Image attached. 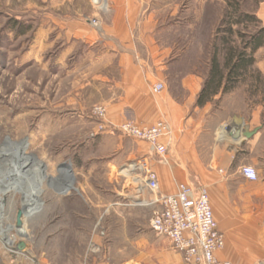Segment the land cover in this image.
I'll use <instances>...</instances> for the list:
<instances>
[{
	"label": "rangeland",
	"instance_id": "1",
	"mask_svg": "<svg viewBox=\"0 0 264 264\" xmlns=\"http://www.w3.org/2000/svg\"><path fill=\"white\" fill-rule=\"evenodd\" d=\"M156 1L164 15L176 7L202 23L226 9L224 0ZM233 1L256 16L264 3ZM91 8L90 0H0V264H111L141 218L161 210L141 207L159 196L144 177L130 181L145 173L136 162L110 165L106 115L92 113L101 90L87 73L85 42L69 34Z\"/></svg>",
	"mask_w": 264,
	"mask_h": 264
},
{
	"label": "crops",
	"instance_id": "2",
	"mask_svg": "<svg viewBox=\"0 0 264 264\" xmlns=\"http://www.w3.org/2000/svg\"><path fill=\"white\" fill-rule=\"evenodd\" d=\"M90 2L89 17L73 18L69 34L85 42L87 73L94 89L101 90V99L93 103L105 108V134L115 142L108 152H116L110 165H144L158 177L159 197L174 194L179 184L205 188L224 237L216 257L232 264H264V85L256 90L250 73L235 89L196 103L220 18L208 23L203 18L205 27L199 16L179 17L176 7L164 15L156 0ZM257 18L264 27V3ZM255 59L252 69L264 84V48ZM157 84L163 90L154 94ZM126 120L143 126L168 122L172 135L166 155L161 158L149 144L122 136L117 127ZM244 166L256 170L257 181L241 175ZM137 176L145 173L130 181ZM150 219L141 218L133 227L134 237L119 244L111 264H185L170 240L150 229Z\"/></svg>",
	"mask_w": 264,
	"mask_h": 264
},
{
	"label": "built area",
	"instance_id": "3",
	"mask_svg": "<svg viewBox=\"0 0 264 264\" xmlns=\"http://www.w3.org/2000/svg\"><path fill=\"white\" fill-rule=\"evenodd\" d=\"M90 23L98 27L95 20ZM162 90L163 85L157 84L152 92L158 94ZM92 113L104 117L106 110L103 106H96ZM117 129L127 137L149 144L161 158L168 151L172 128L166 121L143 126L126 120ZM135 168L145 172L140 183L151 193L157 194L159 180L156 173L146 170L142 164H136ZM240 173L248 181L258 180V174L253 167L244 166ZM154 203H159L161 210L154 213L149 224L150 229L158 236L169 239L185 264H232L216 257V252L224 247V237L218 230L205 188L196 189L187 184H179L174 194L156 197L150 204Z\"/></svg>",
	"mask_w": 264,
	"mask_h": 264
},
{
	"label": "trees",
	"instance_id": "4",
	"mask_svg": "<svg viewBox=\"0 0 264 264\" xmlns=\"http://www.w3.org/2000/svg\"><path fill=\"white\" fill-rule=\"evenodd\" d=\"M224 1L226 9L211 39L209 72L197 98L198 106L209 101L219 90L224 94L235 89L250 73L253 82H263L252 67L256 61L254 55L264 47V27L255 13L243 12L233 0ZM246 25L255 28L251 34L237 30ZM235 38L241 41L240 47Z\"/></svg>",
	"mask_w": 264,
	"mask_h": 264
},
{
	"label": "bare ground",
	"instance_id": "5",
	"mask_svg": "<svg viewBox=\"0 0 264 264\" xmlns=\"http://www.w3.org/2000/svg\"><path fill=\"white\" fill-rule=\"evenodd\" d=\"M102 9V8H101ZM26 186V188L28 189V190H30V189H33L34 188V190L37 188V186H32L31 184H28V185H25Z\"/></svg>",
	"mask_w": 264,
	"mask_h": 264
},
{
	"label": "water",
	"instance_id": "6",
	"mask_svg": "<svg viewBox=\"0 0 264 264\" xmlns=\"http://www.w3.org/2000/svg\"><path fill=\"white\" fill-rule=\"evenodd\" d=\"M24 248V244L23 243H20L19 245H18V249L19 250H22Z\"/></svg>",
	"mask_w": 264,
	"mask_h": 264
}]
</instances>
